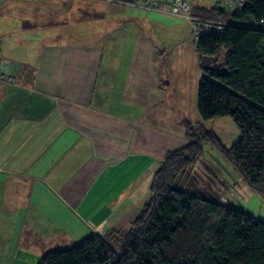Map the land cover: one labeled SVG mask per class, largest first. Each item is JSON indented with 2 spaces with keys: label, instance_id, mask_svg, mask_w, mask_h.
<instances>
[{
  "label": "crops",
  "instance_id": "crops-1",
  "mask_svg": "<svg viewBox=\"0 0 264 264\" xmlns=\"http://www.w3.org/2000/svg\"><path fill=\"white\" fill-rule=\"evenodd\" d=\"M97 1L0 0V264L123 232L185 123L207 121L190 23ZM225 161L207 170L239 204L255 190Z\"/></svg>",
  "mask_w": 264,
  "mask_h": 264
},
{
  "label": "trees",
  "instance_id": "trees-1",
  "mask_svg": "<svg viewBox=\"0 0 264 264\" xmlns=\"http://www.w3.org/2000/svg\"><path fill=\"white\" fill-rule=\"evenodd\" d=\"M203 1L192 13L226 23L195 41L200 64L211 59L198 82L197 110L202 120L229 116L238 139L225 147L200 124L185 123L187 143L166 152L126 230L89 233L44 251L37 264H264V221L222 202L212 165H202L207 172L197 164L208 141L264 196V0H244L235 11Z\"/></svg>",
  "mask_w": 264,
  "mask_h": 264
},
{
  "label": "built area",
  "instance_id": "built-area-1",
  "mask_svg": "<svg viewBox=\"0 0 264 264\" xmlns=\"http://www.w3.org/2000/svg\"><path fill=\"white\" fill-rule=\"evenodd\" d=\"M145 10L162 12L172 16H180L190 23L191 36L194 41L204 34L219 32L226 23L221 19L209 18L192 13V8L202 0H108ZM215 7L225 11H235L244 5V0H210ZM11 81L12 76L3 72L0 64V80ZM222 202L225 199L221 198Z\"/></svg>",
  "mask_w": 264,
  "mask_h": 264
},
{
  "label": "rangeland",
  "instance_id": "rangeland-1",
  "mask_svg": "<svg viewBox=\"0 0 264 264\" xmlns=\"http://www.w3.org/2000/svg\"><path fill=\"white\" fill-rule=\"evenodd\" d=\"M97 2H98V4H100L101 7H106V4H109V3H111L112 5L113 4L114 5H120L121 4V3H118L116 1H108V0H105V1L98 0ZM210 3H211L210 0H204L203 1V4H205V5H210ZM121 5H124V4H121ZM200 125L204 130L214 133L220 139V141L222 142V144L225 147H229L233 142H235L237 140L236 138L238 136V132H237L238 129L229 116H222V117L208 119L206 122H203ZM229 126L233 127V129L235 131L234 136H232L231 129ZM201 147H202V152H201L199 160L197 161L198 165L201 164V166L199 167L200 170L203 169L204 164H207V165H213V163L217 164L218 162H220V159L222 161H225L222 154L219 151H217V149L215 147H213V145H211L210 142L203 141L201 143ZM202 174H204V181L207 180L208 176H206V179H205V175H207L206 172H202ZM218 175L220 176L221 174L218 172ZM218 175L215 178L216 183L218 182V178H219ZM205 182H207V181H205ZM246 187H248V186H246ZM253 193L254 194L249 195V196L246 193H244V197H245V195H247L249 197V198L247 197L248 198L247 199L248 204H246V202L243 200L244 197H242V195L241 196L239 195V200L237 199L239 201V204H237V203H231V204H234L232 206L236 207L238 209L247 210L245 212H248V213L254 215L255 217L263 216L264 215V212H263L264 209L263 208L261 209V212L256 213V211H255L256 208L258 207V205L260 204V203H258V200L255 198V195H257L259 197V199H261L260 195L256 194L255 191ZM258 219H259V217H258ZM113 245L115 247V246H117V243H113ZM38 259H35V261H32L31 264H37Z\"/></svg>",
  "mask_w": 264,
  "mask_h": 264
},
{
  "label": "water",
  "instance_id": "water-1",
  "mask_svg": "<svg viewBox=\"0 0 264 264\" xmlns=\"http://www.w3.org/2000/svg\"><path fill=\"white\" fill-rule=\"evenodd\" d=\"M202 69H210L211 68V59L208 57H202Z\"/></svg>",
  "mask_w": 264,
  "mask_h": 264
}]
</instances>
